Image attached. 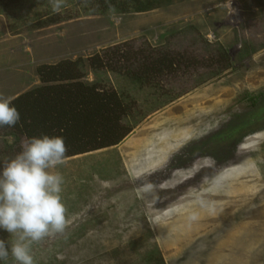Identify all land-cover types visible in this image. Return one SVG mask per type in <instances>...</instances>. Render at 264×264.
Wrapping results in <instances>:
<instances>
[{"label": "rangeland", "instance_id": "1", "mask_svg": "<svg viewBox=\"0 0 264 264\" xmlns=\"http://www.w3.org/2000/svg\"><path fill=\"white\" fill-rule=\"evenodd\" d=\"M116 45L182 61L151 85L94 71L88 60ZM78 58L84 81L134 104L125 119L134 128L54 169L68 225L33 243L35 264H264V0L126 14L87 0H65L59 13L51 0H0V97L40 85L39 65ZM13 143L0 133V163L21 150Z\"/></svg>", "mask_w": 264, "mask_h": 264}, {"label": "trees", "instance_id": "2", "mask_svg": "<svg viewBox=\"0 0 264 264\" xmlns=\"http://www.w3.org/2000/svg\"><path fill=\"white\" fill-rule=\"evenodd\" d=\"M12 2L17 0H11ZM95 12L116 9L121 14L143 13L173 4L176 0H87ZM61 17L44 20L40 27L56 24ZM124 46L127 43L123 44ZM123 46V47H124ZM129 48L131 46L128 44ZM116 45L104 56L96 53L88 61L94 71L108 69L124 72L140 84H154L157 78L178 70L182 59L168 51L153 49L132 51ZM230 67V57L223 55ZM124 62V64L122 63ZM84 58L65 59L58 63H44L37 67L41 84L15 97L12 102L21 113L15 127H0V133L14 138L19 146L22 139L41 135L64 137L66 158L116 146L133 131L125 122L134 104L114 88L98 82L84 81ZM161 264H165L164 261Z\"/></svg>", "mask_w": 264, "mask_h": 264}, {"label": "clouds", "instance_id": "3", "mask_svg": "<svg viewBox=\"0 0 264 264\" xmlns=\"http://www.w3.org/2000/svg\"><path fill=\"white\" fill-rule=\"evenodd\" d=\"M65 0H51L59 13ZM21 113L11 99L0 97V127H15ZM67 146L61 135L32 136L21 150L0 163V230L15 240L0 238V264H35L32 245L61 234L68 225L62 192L64 177L54 169L66 162ZM146 191L150 186H146Z\"/></svg>", "mask_w": 264, "mask_h": 264}]
</instances>
